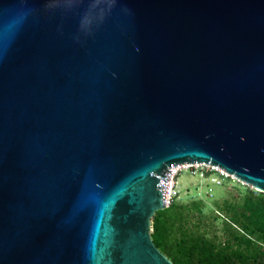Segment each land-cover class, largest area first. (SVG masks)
<instances>
[{"label":"water","instance_id":"95a60500","mask_svg":"<svg viewBox=\"0 0 264 264\" xmlns=\"http://www.w3.org/2000/svg\"><path fill=\"white\" fill-rule=\"evenodd\" d=\"M188 164L264 193V0H0V264H174Z\"/></svg>","mask_w":264,"mask_h":264},{"label":"trees","instance_id":"16d2710c","mask_svg":"<svg viewBox=\"0 0 264 264\" xmlns=\"http://www.w3.org/2000/svg\"><path fill=\"white\" fill-rule=\"evenodd\" d=\"M239 195L208 211L214 222L222 221L223 240L194 229L207 215L204 203L174 201L154 216L155 246L174 264H264V193L244 186Z\"/></svg>","mask_w":264,"mask_h":264},{"label":"rangeland","instance_id":"374dc122","mask_svg":"<svg viewBox=\"0 0 264 264\" xmlns=\"http://www.w3.org/2000/svg\"><path fill=\"white\" fill-rule=\"evenodd\" d=\"M230 179V181L227 179L221 180L217 178L216 175H194L189 171L182 172L178 177L177 190L179 191V194L175 202L179 204H190L193 201H201L207 206V215L203 217L201 221L196 220L197 223L200 224H198V228L194 229L200 233H204L208 238H214V236H217V239H224L222 221L218 222L219 224L214 222L208 211H213V209H215V203L223 205L224 200L234 202L240 196L239 188L247 186L234 177H230ZM193 220H195V218H192V221Z\"/></svg>","mask_w":264,"mask_h":264},{"label":"built area","instance_id":"2783aa9c","mask_svg":"<svg viewBox=\"0 0 264 264\" xmlns=\"http://www.w3.org/2000/svg\"><path fill=\"white\" fill-rule=\"evenodd\" d=\"M173 173L169 179V185H167L166 191H165V204L166 208H169L172 204V202L176 201V198L178 197L179 191L178 188V177L182 172H191L192 174H201L202 176H207V174L210 175H216L217 178L221 180L228 179L232 176L228 175L224 171L220 170L217 167H212L209 165H202V164H190L188 166L180 165L177 167H174L170 169Z\"/></svg>","mask_w":264,"mask_h":264},{"label":"bare ground","instance_id":"6f19581e","mask_svg":"<svg viewBox=\"0 0 264 264\" xmlns=\"http://www.w3.org/2000/svg\"><path fill=\"white\" fill-rule=\"evenodd\" d=\"M188 165H190V164H188ZM188 165H184V166H188ZM168 185H169V183H168Z\"/></svg>","mask_w":264,"mask_h":264}]
</instances>
